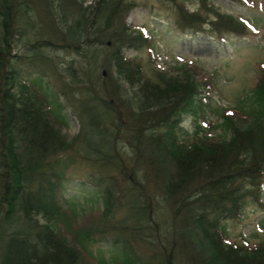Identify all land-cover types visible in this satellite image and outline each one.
<instances>
[{
    "label": "trees",
    "instance_id": "1",
    "mask_svg": "<svg viewBox=\"0 0 264 264\" xmlns=\"http://www.w3.org/2000/svg\"><path fill=\"white\" fill-rule=\"evenodd\" d=\"M168 1L182 32L224 42L226 34L242 36L248 30L246 22L219 13L209 0H196V11ZM84 2L0 0V219L21 227L7 236L0 264H76L81 252L90 255L85 243L92 237L83 232L70 237L59 228L67 216L57 197L63 177L57 170L67 162L58 158L68 151L97 173L103 203L99 236L112 235L127 247L130 239L156 237L159 224L152 218V205L158 197L180 221L182 234L203 245L204 254L192 264H264V241L253 247L237 245L222 229L223 220L239 218L249 202L261 199L264 67L252 90L257 108L244 118L221 117L230 126L229 138L225 134L213 139L198 124L185 135L181 117L196 116L200 95V83L191 70L184 64L167 70L150 67L148 75L140 58L126 55L129 49L149 44L143 31L135 35L125 23L137 6L133 0ZM48 18L62 28L60 49L80 57L87 54L85 68L69 69L86 95L73 99L78 103L80 132L70 141L62 134L67 120L59 106L48 104L37 82H18L16 66L23 58L12 54L25 30L39 29L38 21ZM48 42L41 44L48 47ZM98 68L103 75L96 90ZM63 85L67 88L69 83ZM122 135L132 151L128 159L114 153L113 142ZM110 172H117L125 182L122 187ZM164 238L168 241L170 236ZM140 262L125 256L116 264H145ZM159 264H165L164 259Z\"/></svg>",
    "mask_w": 264,
    "mask_h": 264
},
{
    "label": "rangeland",
    "instance_id": "2",
    "mask_svg": "<svg viewBox=\"0 0 264 264\" xmlns=\"http://www.w3.org/2000/svg\"><path fill=\"white\" fill-rule=\"evenodd\" d=\"M133 2L137 6L128 13L125 23L135 35L139 30L143 31L144 35L148 36L149 44L142 43L135 50L129 49L126 55L140 58L148 75L150 67L167 70L177 64L186 65L195 80L200 83V95L196 100V116L184 114L181 117L183 133L191 134L198 124L205 132H209L213 139H219L220 135L225 134L226 138H229L230 126H226L221 117L227 115L244 118L245 113L257 108L252 90L259 70L264 67V0H209L219 13L231 15L248 25L246 34L242 36L226 34L224 42L211 39L202 33L180 31L176 27V10L170 3L172 1L133 0ZM177 2L190 11L199 9L196 0ZM91 3L93 0H85L84 5ZM49 19L42 21L40 19L39 29L25 30L12 54L23 58L16 66L18 82H24L29 86L37 82L45 93L48 104L59 106L61 114L67 120L61 129L62 134L70 141L80 132L78 112L75 111L78 103L73 99L74 97L86 99V95L81 89L82 85L76 84L70 76L69 69H77L79 66L85 68L84 65L88 61L83 58L87 57V54L80 57L60 49L58 45L62 44L60 37L62 28L56 24L57 22L48 21ZM47 40L50 47L41 44ZM102 50L104 52L103 47ZM102 73L103 70L98 68V77L94 80L96 90L101 87ZM63 81L69 83L67 88L64 87ZM85 86L84 88H87ZM73 93L76 96H73ZM211 125L217 127L209 128ZM122 137L118 136L119 139L113 142L114 153L123 159L131 158L132 151L126 141L128 139ZM100 145L104 146L101 143ZM74 153L68 151L59 154L58 160L67 163L65 167L60 166L57 170L63 175L57 197L67 216L65 223L67 227L65 224L59 226L63 233L73 237L76 232H83L86 237H92L85 243L90 255L81 252L76 264H116L125 256L145 264H159L160 259H164L165 264H192L194 258L204 254L203 245L197 243L195 245L191 236L182 234L185 231H180L177 223L180 221L173 219L168 207L157 196L152 205V218L159 224V234H154L156 237L143 238L142 241L130 239L127 247L122 242L115 241L112 235L99 236L98 231L103 227L101 217L103 203L102 192L95 178L97 173ZM109 175H114L119 181L117 187L118 185L122 187L125 183L117 172H110ZM261 189L259 202H249L239 218L222 221V229L229 242L253 247L264 241V183ZM36 220L40 224L44 223L41 217ZM19 228L21 227L17 223H3L0 219V263L7 236ZM167 235L170 236L168 241L164 238ZM199 237L203 238L200 235ZM151 242L153 245H150ZM169 250L170 255L165 260Z\"/></svg>",
    "mask_w": 264,
    "mask_h": 264
},
{
    "label": "water",
    "instance_id": "3",
    "mask_svg": "<svg viewBox=\"0 0 264 264\" xmlns=\"http://www.w3.org/2000/svg\"><path fill=\"white\" fill-rule=\"evenodd\" d=\"M108 45H109V43H108Z\"/></svg>",
    "mask_w": 264,
    "mask_h": 264
}]
</instances>
